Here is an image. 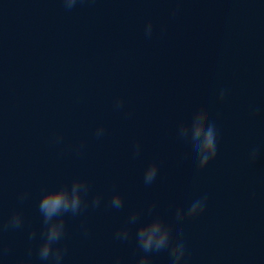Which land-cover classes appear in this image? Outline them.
I'll use <instances>...</instances> for the list:
<instances>
[{"label":"water","instance_id":"1","mask_svg":"<svg viewBox=\"0 0 264 264\" xmlns=\"http://www.w3.org/2000/svg\"><path fill=\"white\" fill-rule=\"evenodd\" d=\"M74 184L79 206L46 220L43 195ZM153 221L166 239L146 250ZM181 249L178 264H264V0H0V264Z\"/></svg>","mask_w":264,"mask_h":264},{"label":"clouds","instance_id":"2","mask_svg":"<svg viewBox=\"0 0 264 264\" xmlns=\"http://www.w3.org/2000/svg\"><path fill=\"white\" fill-rule=\"evenodd\" d=\"M77 0H64V3L67 7H72ZM146 34L150 35L152 31V24L149 22L146 25ZM224 92L221 91L220 98L223 99ZM216 133L213 127L209 126L208 129L202 134H198L196 137L195 144L191 147L190 150V159L196 161L199 159L200 166L203 167L208 163L210 159H213L216 155ZM156 173V166L154 164L150 165L146 169L145 180L151 181ZM119 195L115 196L113 199V204L117 207L120 205ZM80 203V194H79V185L74 184L71 192L67 189H55L46 192L41 198L40 209L45 215V219H51L61 210L75 209L79 206ZM199 206V201L192 205V209L189 215L196 213L197 207ZM18 223V218L17 221ZM62 222H53L49 225L47 230V237L40 248V257L46 259L49 256L51 245L53 242L59 240L62 231H63ZM139 238L142 242L144 249H151L153 246L160 248L166 239V233L162 230L161 224L159 221H153L149 224L141 226L139 230ZM182 256V249L178 251L176 259L170 261V264H178ZM59 259V256L57 257Z\"/></svg>","mask_w":264,"mask_h":264}]
</instances>
